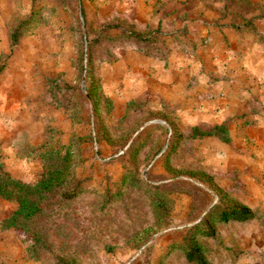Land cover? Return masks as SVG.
Masks as SVG:
<instances>
[{"label": "rangeland", "instance_id": "obj_1", "mask_svg": "<svg viewBox=\"0 0 264 264\" xmlns=\"http://www.w3.org/2000/svg\"><path fill=\"white\" fill-rule=\"evenodd\" d=\"M13 26L23 34L11 49ZM261 34L264 0H0V75L18 58L13 72L26 79L9 82L28 92L31 117L42 123L30 125L25 165L4 167L33 183L45 150H71L69 179L38 218L43 245L32 254L31 235L1 231L0 264H195L185 247L195 227L202 234L209 225L214 236L195 239L210 264H264V165L255 171L254 155L242 153L232 178L219 175L186 141L178 119L172 129L163 109L137 95L122 100L117 72L137 51L201 64L229 51L251 57L253 43L264 44ZM256 129L248 126V151L262 145ZM64 191L78 193L66 199ZM234 203L254 217L208 218L214 207ZM15 208L0 199V220Z\"/></svg>", "mask_w": 264, "mask_h": 264}, {"label": "crops", "instance_id": "obj_2", "mask_svg": "<svg viewBox=\"0 0 264 264\" xmlns=\"http://www.w3.org/2000/svg\"><path fill=\"white\" fill-rule=\"evenodd\" d=\"M253 46L251 57L229 51L216 54V58H213L215 54L207 57L202 64L194 62L189 55L160 60L137 51L131 65L123 62L117 68L124 87L122 100L125 102L137 95V101L147 102L151 109H163L170 122L178 119L187 129L186 141L197 145V154L203 157L205 165L219 175L232 178L242 153L244 159L254 155L255 159H249L256 171V164L264 165V44L253 43ZM249 48L247 44L245 52ZM17 59L0 75V164L6 172L4 163L20 168L25 165L23 147L31 142L30 125L42 127L40 119L31 117L34 109L28 92L9 82L17 80L16 77L26 79L23 74L13 72ZM134 75L137 77L133 78ZM130 86L137 91L130 93ZM220 125L226 127L228 142L217 136L188 138L194 127L209 130ZM248 126L257 127L255 131L261 136L263 147L248 151ZM237 127L243 129L240 138L235 135Z\"/></svg>", "mask_w": 264, "mask_h": 264}, {"label": "trees", "instance_id": "obj_3", "mask_svg": "<svg viewBox=\"0 0 264 264\" xmlns=\"http://www.w3.org/2000/svg\"><path fill=\"white\" fill-rule=\"evenodd\" d=\"M17 27H11L10 40L11 49L17 46V38L23 34L18 31ZM259 40L264 42V34L259 36ZM93 102V97L90 95ZM94 103V102H93ZM171 128H174L172 122L166 118ZM203 136H217L224 142L229 141L227 130L224 125L215 126L209 130H201L194 127L190 131V138H201ZM47 149L40 155V162L43 168L41 178L33 183L23 182L12 177L4 171L0 164V199L13 201L16 208L0 222V230H20L32 236L31 252L37 253L43 245L46 238V229L38 221L39 216L43 213V204L54 195L69 179L71 170L70 147ZM78 191H64L62 195L66 199L76 196ZM254 217L253 211L242 204L234 203L228 206H216L210 210L208 218L213 223H228L230 221L244 222ZM200 227H195L191 233V239L185 247V257L189 262L195 264H210L204 257L201 246L196 241L199 235ZM202 236L212 237L215 234L213 226L209 225L208 229L201 231ZM31 254V255H32Z\"/></svg>", "mask_w": 264, "mask_h": 264}]
</instances>
